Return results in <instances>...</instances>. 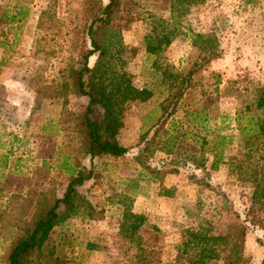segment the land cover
Instances as JSON below:
<instances>
[{
	"label": "rangeland",
	"instance_id": "374dc122",
	"mask_svg": "<svg viewBox=\"0 0 264 264\" xmlns=\"http://www.w3.org/2000/svg\"><path fill=\"white\" fill-rule=\"evenodd\" d=\"M87 2L0 0V154L6 146L12 152L9 165L0 171V213L11 215L21 209L22 196L28 193L46 189L61 197L68 181L67 164L88 170L92 166L90 158L79 151L77 137L58 130L59 118L73 119L75 112L84 110L88 98L78 96L71 88L66 95L54 96L44 87L52 84L60 89L65 80L71 82L69 70L78 65L88 38ZM23 3L29 6L28 14L21 21L11 22ZM50 9L54 28L40 23L42 12ZM122 12L135 16L122 33L127 47L123 56L134 82L143 86L147 81L145 42L152 14L169 19L171 0H123ZM174 25L180 33L162 58L175 65L186 66L187 56L190 60L197 56L189 38L193 33L212 34L219 39L220 57L203 72L206 81L212 79L209 74L213 71L223 78V94L215 112L220 109L234 114L253 93L254 84L264 85V0H204L192 6L181 20L172 21ZM95 58H91V64ZM37 87L47 89V95L38 98L40 107H35ZM236 90L244 96L235 97ZM160 99L127 104L120 141L131 150L123 157L95 159L94 177L79 187L93 211L83 208L56 227L45 249L46 257L54 249L52 263L126 264L123 250L130 242L120 234V224L124 209L129 208L145 215L143 239L149 247L161 250L165 261L177 254L175 244L188 228L220 234L234 232L243 223L247 224L245 255L250 264H262L264 228L245 222L253 186L232 177L227 165L201 173L204 182L197 184L190 178L192 169L185 166V161L157 151L149 164L170 172L162 185L144 177L149 173L135 160L137 150L133 146L141 137L142 116ZM232 125L235 128L234 122ZM36 204L29 205L32 212ZM4 215L2 222L6 223L10 215ZM9 236L8 228L0 230V264H5ZM55 257L59 258L57 262Z\"/></svg>",
	"mask_w": 264,
	"mask_h": 264
},
{
	"label": "trees",
	"instance_id": "16d2710c",
	"mask_svg": "<svg viewBox=\"0 0 264 264\" xmlns=\"http://www.w3.org/2000/svg\"><path fill=\"white\" fill-rule=\"evenodd\" d=\"M203 1L171 0L169 19L152 14L143 60L147 81L138 86L126 67L123 54L127 47L122 38L134 13L123 14V0H88L85 9L88 38L78 65L69 70L67 77L71 82L65 80L60 89L51 87L52 84L44 87L54 96L66 95L71 88L78 96L88 98L83 111L75 112L71 120L62 115L60 122L63 131L77 137L79 151L90 158L92 166L88 170L65 162L68 181L61 197L44 189L22 196L21 209L11 215L1 211L0 230L8 228L11 239L5 264H54V249L49 250L47 257L45 249L56 227L64 225L83 208L93 211L79 187L94 177L95 159L123 157L131 150L120 141L127 104L147 103L159 97L157 104L142 116L141 137L133 146L137 150L135 160L149 173L144 177L162 185L170 172L149 164L157 151L185 161V166L192 169L190 178L197 184L204 182L201 173L219 170L225 164L232 177L253 186V201L245 222L264 228V85L254 84L253 93L234 114L220 109L215 112V104L223 94V78L213 71L209 74L212 79L206 81L203 72L220 57L219 39L212 34L193 33L189 38L198 54L191 60L187 56L186 66L162 58L180 33L171 22L181 20L192 6ZM51 11L44 10L40 17L41 25L46 28H54ZM28 12L29 6L23 3L11 16V22L21 21ZM92 57L96 58L91 64ZM44 87L36 89L35 107L41 106L38 98L47 95ZM234 95L244 96L239 90ZM2 161V167H7L5 160ZM35 203L32 212L29 205ZM4 214L10 215L6 223L2 222ZM146 223L144 214L124 209L120 234L130 242L123 250L126 264H250L245 255L247 224H240L234 232L220 234L204 228H188L175 244L177 254L165 261L161 250L149 247L144 241ZM55 259V262L59 260Z\"/></svg>",
	"mask_w": 264,
	"mask_h": 264
},
{
	"label": "crops",
	"instance_id": "0c3cea01",
	"mask_svg": "<svg viewBox=\"0 0 264 264\" xmlns=\"http://www.w3.org/2000/svg\"><path fill=\"white\" fill-rule=\"evenodd\" d=\"M60 119V118H59ZM59 132L60 133H62L63 132V130L61 129V123H60V127H59ZM126 146V145H125ZM11 150V149H10ZM11 154H12V152L10 151V152H8L7 151V146H6V150L4 151V152H2L1 154H0V171H4L7 167H2V165L1 164H3V162L4 161H2V160H5V164H7V166L9 165V162H10V157H11ZM19 159V158H18ZM17 159V160H18ZM7 160V161H6ZM222 166H226L225 164H222L221 166H220V168L222 167ZM219 168V169H220ZM8 171H10L11 169H10V167H9V169H7Z\"/></svg>",
	"mask_w": 264,
	"mask_h": 264
}]
</instances>
